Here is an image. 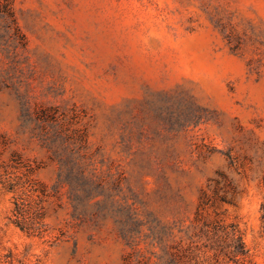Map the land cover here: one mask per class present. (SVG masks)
<instances>
[{
  "label": "rangeland",
  "instance_id": "rangeland-1",
  "mask_svg": "<svg viewBox=\"0 0 264 264\" xmlns=\"http://www.w3.org/2000/svg\"><path fill=\"white\" fill-rule=\"evenodd\" d=\"M236 237L264 264V0H0V264Z\"/></svg>",
  "mask_w": 264,
  "mask_h": 264
},
{
  "label": "trees",
  "instance_id": "trees-1",
  "mask_svg": "<svg viewBox=\"0 0 264 264\" xmlns=\"http://www.w3.org/2000/svg\"><path fill=\"white\" fill-rule=\"evenodd\" d=\"M17 210H18V208H17ZM231 253H232V256L230 257L229 260H231L235 264H244L243 260H240V258H238V257H241V256L244 255L243 249H242V243H241L239 237H236L234 239V250ZM172 256H173V259L172 260H174L176 258L178 260H181L182 259V258H180V256L178 257L177 254H173ZM191 261H192V259L190 257H188L185 262H186V264H190ZM219 262L220 261H218V259H216V263L217 264H220Z\"/></svg>",
  "mask_w": 264,
  "mask_h": 264
}]
</instances>
